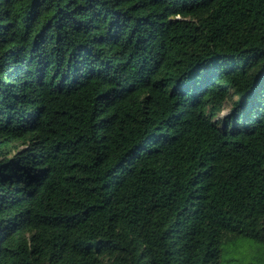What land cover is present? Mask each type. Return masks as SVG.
<instances>
[{"label": "trees", "instance_id": "trees-1", "mask_svg": "<svg viewBox=\"0 0 264 264\" xmlns=\"http://www.w3.org/2000/svg\"><path fill=\"white\" fill-rule=\"evenodd\" d=\"M0 264H264V0H0Z\"/></svg>", "mask_w": 264, "mask_h": 264}, {"label": "rangeland", "instance_id": "rangeland-1", "mask_svg": "<svg viewBox=\"0 0 264 264\" xmlns=\"http://www.w3.org/2000/svg\"><path fill=\"white\" fill-rule=\"evenodd\" d=\"M228 110H230V107H228L225 111H223L222 114H226L228 112Z\"/></svg>", "mask_w": 264, "mask_h": 264}]
</instances>
